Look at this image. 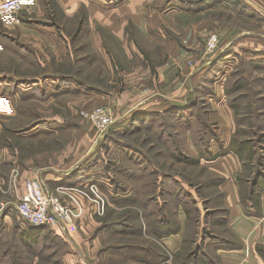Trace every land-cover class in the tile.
<instances>
[{
	"label": "rangeland",
	"instance_id": "obj_1",
	"mask_svg": "<svg viewBox=\"0 0 264 264\" xmlns=\"http://www.w3.org/2000/svg\"><path fill=\"white\" fill-rule=\"evenodd\" d=\"M218 1L220 4L217 3L206 9L212 10L208 17L203 15L197 18V12L185 9L184 0H161L157 7L163 4L172 7V13L160 11L159 25L155 27L151 26L149 19L150 25L144 28L129 22L125 32L122 33L127 42L114 44L110 36L113 33H121L122 29L110 25L109 14L110 10L121 2L106 0L103 12L107 17L103 18V25L93 23L94 32L87 42L82 44L78 37L85 32L89 36L91 28L87 25L89 16L84 7L75 19H64L59 15L53 0H24L25 6L21 11L8 17L0 16V72L3 73L8 84L14 86L16 81H22L23 88L28 89L39 81L45 85L46 66H54L56 76L66 75L67 78L73 76L72 89L81 87L79 86L81 81L84 87L93 86L103 94L108 91L118 94L131 76L127 74L132 72V69H141V65L148 61L153 73H156L155 67L161 64L162 51L166 49L167 58L171 53L174 54L175 45L183 49L184 55L191 57L186 62L189 60L194 63L196 58L210 62L207 69L218 58L217 50L220 49L221 43V46L228 44L227 47L231 51L237 40L246 38L247 45L244 46L253 49L264 48V0H241L244 6L235 4L236 0H232L231 3ZM154 7L155 2L150 7L151 11L148 9V17L151 16ZM181 9L183 12H180ZM253 9L256 14H253ZM105 19L108 25H104ZM52 24H55L54 34L58 32L57 35L62 36L57 44L31 42L30 37L38 35L35 30H46V26ZM42 32L50 34L48 31ZM211 33H217L221 38L213 54L206 52L207 39ZM63 35L67 36V40ZM98 36H102L103 43L99 42ZM133 46L144 56V59H136V56L129 58L123 54L125 49L131 50ZM246 53L242 51L232 53L233 57L228 61H221L219 70L214 74L210 85L212 91L209 94L217 93L216 89L221 92L224 90L225 94V85L234 81L238 75L237 71L241 70L249 81H254L252 90L247 88L246 93L264 112V83L258 81L259 78H264V64H261V69H257L256 61L254 65L250 58L252 55H260L257 58L264 59V56H261L264 54L253 50H247ZM158 54L161 55L160 58ZM219 59L223 58L219 57ZM154 61L156 65L153 64ZM190 64L192 63H189V70H195L196 68L192 67L194 68L192 69ZM82 67H84L83 72L80 71ZM71 71H74L73 74ZM195 83L191 82L192 86ZM186 85L190 87L187 81ZM8 92L15 94L11 89ZM39 92L21 90L13 99L9 98V94L6 95L7 97H0L2 125L0 203L6 206L5 213L0 218V264H148L143 261L144 259L141 260L145 255L137 257L131 255L133 253L131 243L149 240L154 241L158 246L161 245L163 238L158 240L148 232V227L145 226L147 221L143 217L144 202L146 200L149 202L150 199L152 204L153 197H156L160 203L173 202L181 193V199L191 208V199L184 195L185 190L192 198L200 201L196 189L188 182L206 179L208 175L203 167L179 162L173 156V153L189 155L191 158L200 155L203 149L195 146L198 137L203 136L202 131L200 132V123L194 122L190 127L189 124L181 125L168 117L164 122L161 119L158 123L157 121L149 123L141 119L142 123H138V120L133 122L132 118H135L133 115L128 117L122 115L121 111L117 112L111 101L104 100L95 106L76 103L75 106L71 104L69 107L68 100L73 98L72 95H66L69 90L64 96L56 94L50 102L42 101ZM225 97L228 104L226 94ZM186 98L188 99V96ZM220 101L221 98L215 100V106L218 107L217 110L220 107L224 112ZM203 103L204 106L196 110V113L204 114V117L207 115L208 119L217 125L220 135L219 124L212 118L215 107L208 94ZM104 105L113 107L114 121L105 132L100 134L81 112ZM170 113L174 114V112ZM53 117L56 119L51 120L50 118ZM243 128L248 130L249 126L245 125ZM173 131L176 132L175 140L173 136L170 138V133ZM160 132L168 140L159 138ZM29 133L32 134L28 135ZM50 133L54 138L48 139ZM43 134L44 137L39 145L32 143V138ZM239 135L254 136L249 131L246 133L240 131ZM21 136L26 139L21 140ZM212 142L221 146L216 140ZM28 144L30 147L27 146ZM22 145L23 151L16 149V147L21 148ZM46 145L50 148L49 154L42 152L38 155L39 146L46 147ZM200 146L203 148L204 143ZM29 152L34 154V161L39 166L49 164L54 168L55 159L60 156L74 159L72 171L80 173L88 171L85 174L88 177L84 176L85 178L101 182L110 202L105 215L95 217L93 225L92 223L89 225L88 222L81 225L73 235L62 236L51 231L47 238L33 241L32 237L25 234L27 224L18 217L16 210L23 183L28 179L24 175L25 164L24 159L22 161L21 158L30 155ZM153 173L157 174L153 175ZM175 178L181 181V185L183 184L184 190L181 192L173 183ZM162 180H166L165 185L160 184ZM163 189L172 192L165 191L162 194ZM213 198H218L217 194ZM134 200H138L139 204ZM218 204L219 201L214 200L211 206ZM199 206L202 209L200 202ZM180 209L185 212L183 207ZM174 211L173 207H168L164 212L173 217ZM124 213H128L125 219H123ZM112 222L115 225H110ZM121 223L124 225H120ZM139 224L143 226L142 233L131 234L132 229ZM127 245L130 247L129 253H125L126 249L119 252V247Z\"/></svg>",
	"mask_w": 264,
	"mask_h": 264
},
{
	"label": "crops",
	"instance_id": "obj_2",
	"mask_svg": "<svg viewBox=\"0 0 264 264\" xmlns=\"http://www.w3.org/2000/svg\"><path fill=\"white\" fill-rule=\"evenodd\" d=\"M53 1H55L56 9L59 15L64 19H75L83 7L88 11L89 18L87 25L91 27L90 35L87 36L88 33L85 32L83 35H80V37H78L80 43L82 44H85L87 42V39L91 37V33L94 32V30L92 29L93 23H100L103 25V18L107 17L103 12L106 0ZM154 2L155 7L153 9L154 11L152 12L153 14L151 13L150 18L148 17L149 14L147 13L148 9L149 11H151L150 7ZM160 2L161 0H123L121 3L112 8L109 14L110 25L113 27H120L122 29V32L116 34L112 32L113 34L112 36H110V38L112 39L111 42L114 44L127 42L125 36L122 33L125 32V27L129 24V22H132L133 24L141 28L150 25L149 20H151V26L155 27L159 25V12L164 11L165 13V11H168L172 13L171 10L173 9L172 7L166 6L164 4L161 7H157ZM211 11L205 10L197 12V18L203 17V15L208 17V15L211 14ZM180 12H183V10L181 9ZM183 14L184 13H182V15ZM185 17L187 18V16ZM49 18H51L50 14ZM107 23L108 22L105 19L104 25H108ZM35 26L37 25L35 24ZM53 29H55V24L46 26V30H35L38 35L31 36V42H45L54 45L57 44L60 41L59 39H62V36L57 35V31V34H54L53 31L55 30ZM42 31H48L50 34L47 35ZM63 38L67 40V36L63 35ZM98 38L100 39V43L104 42L102 36H98ZM246 41V38L237 40L235 46H233L232 48L233 50L231 51H229L227 47L228 44L221 46V43L219 45L220 49L217 50V59L221 57L223 59L220 60L225 62L228 61V59H230L231 57H233V54L239 52L241 53V51L247 54V50L263 52L262 54H264V48L253 49L248 46H244L247 45ZM134 46L131 47V50L125 49L123 54H126L129 58L136 56V59H144V56ZM117 51H119V48ZM166 53V49H164L162 51V56L158 54L159 58L160 56L162 57L161 64L159 63L156 65V61L153 62V64L156 65V73H153L152 67L148 61H145V64L141 65V69H132V72H129L127 74L131 76H129L127 82H125L124 84L123 89H121L118 94H114L113 92L109 91L103 94V92H98L99 89H96L93 86L84 87V85L80 83L81 81H79V86L81 87H76L72 89L71 84H74L73 80L71 79V77H73L72 75H70V78H67L66 75L56 76L54 66H46V78L44 79L45 85L43 84V82L39 81L35 82V84L31 85L28 89L23 88L24 83L22 81H16L14 86L8 84V82L5 81V76L2 75L3 73L0 72V97H7L6 95L9 94V98L13 99L14 97L18 96L21 90L25 92L38 90L40 91V99H42V101L44 100L50 102L51 99H54L53 97L56 96V94L64 96V94L69 90V93H66V95H72L71 97H73L71 98V100H68L67 106L69 107H71V104L72 106H75L76 103H80L85 106H95L101 104L105 100V102L111 101L113 106L117 108V112L121 111L122 115L128 117H131V115L140 110L148 112H162L167 110L170 105L182 106L187 102L186 97L190 93V88L192 86L191 82L195 83L204 74V72L207 70V65H209L210 63L205 62L204 59L202 60V58H196V61H194V63L189 60L188 62H186V60L191 57L184 55L183 49L177 45H175L174 54L171 53L170 56L166 58ZM259 56L260 55H252L250 58L254 60ZM151 58L153 57L151 56ZM189 63H192V65L194 64V66L190 64L191 68L194 67L196 69L189 70ZM44 65L45 64H43V66ZM80 71L83 72L84 67H82ZM73 72L74 71H71V74H73ZM186 81L190 84V87L189 85H186ZM10 89L14 91V95L13 93L8 92V90ZM216 90L217 93L214 92L208 94V98L212 100L213 107H215L212 118L219 124L220 137L223 142V145L218 146L216 143L211 142V150L214 154H218L220 152L223 153H221L220 156L212 160H205L202 163H204V165L209 171L214 172L222 178L221 184L219 185L218 189L223 193L222 202L224 207L228 209L227 228L232 234L235 242H237L239 245L238 247L230 249H217L216 252L221 258V264H264V260L258 253L257 249L259 245L264 246V190H262L260 196L259 209L254 207L251 202H248L247 205H244L241 202L240 185L238 184L236 177L238 173L242 171V164L239 157L234 152H227V148L233 136L236 134L237 127L235 123V112L228 106L224 90L222 92L218 91V89ZM113 95L115 97H112ZM218 98H221L220 104H222L223 110L226 113H224L220 107L219 110H217L218 107L215 106V100H218ZM50 119L54 120L56 118L53 117ZM1 126L2 125L0 123V133ZM30 134L32 133H29L28 135ZM23 137L24 136H21V140L26 139ZM43 137L44 134L42 136H35L34 138H32V143L35 145H39ZM52 138H54V136L52 133H50V138L48 139ZM27 146L30 147L29 144ZM16 149H20L21 151H23V145L21 146V148L16 147ZM49 149L50 148L47 147V145L46 147L39 146V150H37L38 155L42 154V152L43 154L46 152L45 154L48 155ZM5 151L8 153V150L5 149ZM17 153L18 151L16 152V154ZM29 153L30 155H26L25 158H21L22 161L24 159L23 163L25 164L24 167L26 171V174H24L26 175L25 177L42 178L46 181L47 186L49 188H56V185H58V183L63 181L68 176L72 177V181L76 182L80 180L78 183H83L86 180H90L88 178H85L88 177L87 175H84L85 177L81 176V178H79L80 176H77V172L72 171L75 164L74 159H65L64 157L61 158L60 156L58 159H55V167L53 168L49 164H44L40 166L37 165L34 161V154L32 152ZM87 172L88 171H86L84 174H86ZM20 175H22L21 172ZM95 217L96 216L91 215L89 212H86L78 228L70 233L63 232L62 230L57 228L54 230L56 233L62 236L73 235L78 231L79 227L81 225H84L86 222H88L89 225H91V223L93 225ZM186 218V213L182 209H180L178 213V219L181 224L180 230L177 233H174L162 239L161 246L167 252L173 253L182 246L183 238L186 232ZM162 264L172 263L170 260Z\"/></svg>",
	"mask_w": 264,
	"mask_h": 264
},
{
	"label": "trees",
	"instance_id": "obj_3",
	"mask_svg": "<svg viewBox=\"0 0 264 264\" xmlns=\"http://www.w3.org/2000/svg\"><path fill=\"white\" fill-rule=\"evenodd\" d=\"M112 1L119 3L123 0ZM221 1H223L222 3H224V1L229 3L232 2V0ZM217 3L220 4V1L184 0L185 9L194 12H201L209 9ZM242 3L244 2H241V0L235 1V4L244 6ZM252 11L253 14H256L254 9ZM240 15L242 14L240 13ZM257 59H254L253 62H251L254 65L255 63L257 64L255 65L257 69H261V64H264V59ZM220 63V59H216L212 62L204 74L193 86H191L187 102L182 106L170 105L169 110L167 109L162 112L140 111L133 114V117H135L132 118L134 119L133 122L138 120V123H142L141 121L143 119L149 123H152L153 121H157L158 123L161 119L164 122L166 117L171 118L172 121L181 125L189 124L190 127L194 122L200 123V132L202 131L203 136H199L195 144L197 148L199 147V149H203L201 150L200 155L197 158H191L189 155L185 156L184 154L180 155L173 153V156L179 162L203 167L208 175L206 179H201L199 181L190 180V182H188L192 188L196 189L200 198V201L195 200V198L188 195L185 190L184 195L191 199V208L181 199V193L173 202L164 201L160 203L156 197H153L152 204L150 199L149 202L148 200H144L146 203L144 202L143 217L147 221L145 226L148 227V232L158 240L177 233L180 230L181 224L177 218L180 207H183L187 214L186 234L184 235L182 246L175 252H167L161 245L157 246L154 241L148 240L147 242H144V240H142L137 242L133 241L131 243L133 252L131 255L134 257L141 256L142 254L145 255V258L142 257L141 260L144 259L143 261L148 264H162L170 260L172 264H221V258L216 250L222 248L230 249L239 246L227 228L228 209L224 207L222 202L223 193L218 189L222 178L215 173H211V171L202 164V160H212L223 153L220 152L214 154L211 150V142L216 140L221 145H223V142L218 133L217 125L212 123L207 115L204 117V114L196 113V110L204 106L203 101L205 96L212 91L210 85L213 81L214 74L219 70ZM237 73V78L227 86L225 85V94L228 97V104L235 112L237 123L236 134L233 136L227 148V152H234L239 157L242 164V171L238 173L236 177L237 182L240 185L241 202L244 205L251 202L254 207L259 209L260 196L262 190H264V112L261 111L260 107L256 106V102L252 101L250 96L246 93L247 88H252L254 81H249L245 76V73L241 70H238ZM258 81L264 83V78H259ZM255 91H253V93ZM243 107H246V111H244L245 109H243ZM170 112H174V114H171ZM245 125L249 126L248 130H244L243 127ZM240 131H244L245 133L248 131L249 133L252 132L254 136L248 135L241 137L239 135ZM170 134V138L173 136L175 140L176 132L173 131ZM159 138L162 140H168V138L161 135V132L159 133ZM203 143L204 146L202 148L200 145ZM84 173L77 172V176H80L79 178H81V176L85 175ZM156 174L157 173H153V175ZM90 180L98 181L102 187L99 180ZM79 181H72V177L68 176L56 186H74ZM180 182L181 181L176 180V178L175 181H173V183L179 187V192L184 190L182 187L183 184L181 185ZM165 183L166 180L160 182L162 185H165ZM165 191L172 192V190L163 189L161 193L164 194ZM110 193L112 194V192ZM216 194L218 198H213ZM214 200L219 201V204L211 206V203ZM134 202L138 203V200H134ZM199 202L202 209L199 206ZM168 207H173V209H175L173 217L171 214L164 212ZM127 214L128 213H124L123 219L126 218L125 216ZM110 225L115 224L112 222ZM120 225L123 226L124 224L121 223ZM142 228V224H139L136 228L132 229L131 234H141ZM51 231H55L54 228L47 226L36 227L27 224L24 232L32 237L34 241L41 240L43 237L47 238ZM144 245L146 247H144ZM127 246L119 247V252L126 249L125 253H129L130 247ZM257 249L258 253L264 260V246L259 245Z\"/></svg>",
	"mask_w": 264,
	"mask_h": 264
},
{
	"label": "built area",
	"instance_id": "obj_4",
	"mask_svg": "<svg viewBox=\"0 0 264 264\" xmlns=\"http://www.w3.org/2000/svg\"><path fill=\"white\" fill-rule=\"evenodd\" d=\"M25 6L23 0H0V16L8 17L18 13ZM220 38L211 33L207 39L206 52H216ZM81 114L101 134L113 123L112 106H98ZM110 205L107 193L98 181H84L74 186H57L52 189L42 178H28L16 205L19 218L36 227L59 228L70 233L78 228L86 212L96 217L105 215ZM6 206L0 203V218Z\"/></svg>",
	"mask_w": 264,
	"mask_h": 264
}]
</instances>
